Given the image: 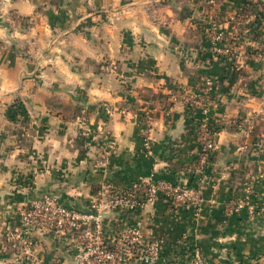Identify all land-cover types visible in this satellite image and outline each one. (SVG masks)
Masks as SVG:
<instances>
[{
    "label": "crops",
    "instance_id": "1",
    "mask_svg": "<svg viewBox=\"0 0 264 264\" xmlns=\"http://www.w3.org/2000/svg\"><path fill=\"white\" fill-rule=\"evenodd\" d=\"M214 26L235 57L213 51ZM207 78L218 133L195 171L204 116L183 93ZM16 102L23 114L12 121ZM263 139L264 0H0V260L20 229L35 261L72 264L75 240L21 229L20 212L44 197L85 211L101 188L152 179L199 189L200 210L155 201L113 211L108 244L136 227L143 245L163 242L150 264H264V210L223 214L244 197L248 172L262 175L251 201L264 206Z\"/></svg>",
    "mask_w": 264,
    "mask_h": 264
},
{
    "label": "built area",
    "instance_id": "2",
    "mask_svg": "<svg viewBox=\"0 0 264 264\" xmlns=\"http://www.w3.org/2000/svg\"><path fill=\"white\" fill-rule=\"evenodd\" d=\"M210 42L213 51L224 57H235L232 45H224L222 34L211 30ZM213 84L205 79L199 89L183 93L185 107L199 109L204 118L198 124V157L193 169L201 171L206 166L211 151L215 147L217 131L207 118L209 110L216 105L212 96ZM105 113L111 107L104 106ZM143 147L150 151L149 113H143ZM237 126H242L236 122ZM247 127H250L249 125ZM264 143V139H263ZM242 146L241 149H245ZM262 178L259 173L248 172L244 178V197L230 199L223 210L225 217L245 211L249 216L264 210L261 204L251 201L253 186ZM160 201L171 209L187 208L198 212L202 197L199 189L185 185L163 183L152 179L132 183L128 187L101 188L92 198L87 210L77 211L58 203L53 197H44L28 204L19 214L21 229L29 228L36 233L50 232L56 236L70 237L75 240V254L72 264H128L137 259L145 264L153 263L162 249L163 242L154 240L146 245L140 241V232L135 227H127L118 238L108 244L103 235L105 217L113 211L142 209L146 205ZM5 243L13 251L12 258L1 259L0 264H43L33 259L34 243L30 237L22 238L18 229L5 236ZM184 264H209L202 257L195 256Z\"/></svg>",
    "mask_w": 264,
    "mask_h": 264
},
{
    "label": "trees",
    "instance_id": "3",
    "mask_svg": "<svg viewBox=\"0 0 264 264\" xmlns=\"http://www.w3.org/2000/svg\"><path fill=\"white\" fill-rule=\"evenodd\" d=\"M189 109V108H188ZM192 110V109H190ZM23 114V108H22V104L19 102L14 103V105L9 109V118L10 120L14 121L15 116L17 114ZM215 131H218V128L213 127Z\"/></svg>",
    "mask_w": 264,
    "mask_h": 264
}]
</instances>
